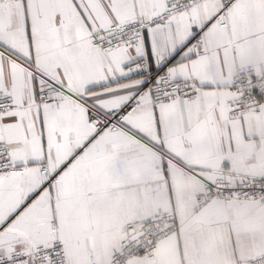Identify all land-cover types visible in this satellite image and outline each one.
I'll list each match as a JSON object with an SVG mask.
<instances>
[{
  "label": "snow or ice",
  "instance_id": "snow-or-ice-1",
  "mask_svg": "<svg viewBox=\"0 0 264 264\" xmlns=\"http://www.w3.org/2000/svg\"><path fill=\"white\" fill-rule=\"evenodd\" d=\"M0 264H264V0H0Z\"/></svg>",
  "mask_w": 264,
  "mask_h": 264
}]
</instances>
